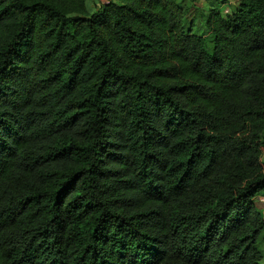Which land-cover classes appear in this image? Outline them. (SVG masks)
<instances>
[{"label":"trees","instance_id":"trees-1","mask_svg":"<svg viewBox=\"0 0 264 264\" xmlns=\"http://www.w3.org/2000/svg\"><path fill=\"white\" fill-rule=\"evenodd\" d=\"M0 0V264H263L264 0Z\"/></svg>","mask_w":264,"mask_h":264},{"label":"rangeland","instance_id":"rangeland-1","mask_svg":"<svg viewBox=\"0 0 264 264\" xmlns=\"http://www.w3.org/2000/svg\"><path fill=\"white\" fill-rule=\"evenodd\" d=\"M103 1V0H101ZM191 3L197 7L198 9L208 12L209 10L218 8L219 10L223 8V11H229L234 8L237 4V0H193ZM100 4V0H88L87 7L89 11L93 10L95 7ZM262 161H264V154L262 157ZM263 197V196H262ZM256 205L258 210L264 215V202L256 201ZM262 250L264 251V240L260 242ZM264 264V258L262 260Z\"/></svg>","mask_w":264,"mask_h":264},{"label":"built area","instance_id":"built-area-1","mask_svg":"<svg viewBox=\"0 0 264 264\" xmlns=\"http://www.w3.org/2000/svg\"><path fill=\"white\" fill-rule=\"evenodd\" d=\"M263 154H264V151H263ZM263 154H262V157H263ZM258 201L264 202V197H262V196L258 197Z\"/></svg>","mask_w":264,"mask_h":264}]
</instances>
